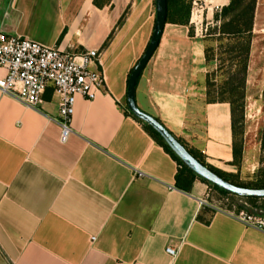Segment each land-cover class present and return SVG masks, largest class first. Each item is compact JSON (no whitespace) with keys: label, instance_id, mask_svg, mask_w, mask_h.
I'll use <instances>...</instances> for the list:
<instances>
[{"label":"crops","instance_id":"crops-1","mask_svg":"<svg viewBox=\"0 0 264 264\" xmlns=\"http://www.w3.org/2000/svg\"><path fill=\"white\" fill-rule=\"evenodd\" d=\"M207 2L214 23L229 0ZM121 10V0H0V32L96 50L104 77L93 101L76 99L65 142L51 88L34 108L0 93V264H264V233L205 212L211 187L200 177L178 190L176 162L129 111L128 79L149 44L155 0L135 2L114 28ZM191 30L165 24L136 82V107L188 153L234 174L231 107L206 101L205 47ZM255 34H264V0L250 60Z\"/></svg>","mask_w":264,"mask_h":264},{"label":"built area","instance_id":"built-area-1","mask_svg":"<svg viewBox=\"0 0 264 264\" xmlns=\"http://www.w3.org/2000/svg\"><path fill=\"white\" fill-rule=\"evenodd\" d=\"M215 10L220 11L218 7ZM0 72L3 73L0 93L28 108L42 103V96L51 88L53 96L58 99L61 142H65L71 133L76 99L93 101L104 87L100 56L96 50L70 52L3 32H0ZM201 206L210 207L206 201H201ZM212 209L227 214L244 227L264 233V216L244 210ZM166 253L175 256L172 248H167Z\"/></svg>","mask_w":264,"mask_h":264},{"label":"trees","instance_id":"trees-1","mask_svg":"<svg viewBox=\"0 0 264 264\" xmlns=\"http://www.w3.org/2000/svg\"><path fill=\"white\" fill-rule=\"evenodd\" d=\"M166 19L165 24H174L179 26H186L190 19V10L192 0H166ZM95 3V1H94ZM97 3V2H96ZM256 8V0H229V4L222 8L215 14L214 24L215 27L207 29V35L214 36L217 34V39L215 41L221 43L223 40L227 41L228 44L224 48L220 47L219 56L216 58L218 64L217 71H223V81L221 83L222 92L221 100H216L212 97L211 91L206 92V101L208 103L215 102H226L231 107V117H232V133H233V165L237 166L241 149L237 146V138L240 135V128L243 118H244V101H245V91H246V78L249 54L252 41V28L253 19ZM122 24L121 21L118 23ZM214 33V34H213ZM111 38V37H110ZM210 47L204 50L205 61L210 64L213 62L212 53ZM217 53V54H218ZM208 54V55H207ZM215 79H209L206 76V86H215ZM137 120V119H136ZM139 121V120H137ZM144 128L150 133L153 139L163 147V149L173 158L178 166L177 174L175 177V187L178 190L189 193L192 186L196 180L200 178L195 175L191 170H189L179 158L170 150L166 143L162 140L160 136L156 134L150 127L144 124ZM263 139H264V127H263ZM192 157H194L200 164L205 166L211 172L216 174L218 177L224 181L246 189H264V175L261 179L248 184H243L235 181V175L224 173L214 167L205 163L204 159L194 151L189 152ZM203 182H206L202 180ZM212 190L217 192L222 197L235 198L236 196L230 195L225 191L219 189L218 187L208 184ZM237 200H243L244 204L236 206V211H246L257 216H264V204L259 205V199L252 198H240ZM262 201V200H261ZM246 206V207H245ZM205 212H209L212 215L215 210L210 207H203ZM223 209V208H222ZM227 209V208H225ZM230 205L227 210H231ZM198 220L204 223H209V220L203 219L201 216Z\"/></svg>","mask_w":264,"mask_h":264},{"label":"rangeland","instance_id":"rangeland-1","mask_svg":"<svg viewBox=\"0 0 264 264\" xmlns=\"http://www.w3.org/2000/svg\"><path fill=\"white\" fill-rule=\"evenodd\" d=\"M137 1L138 0H121L122 12L120 13L119 20L114 25V28L121 26L118 24L119 21L122 23L124 22V19L128 17L130 13V8ZM208 9L209 4L207 0H192L189 23L193 26V30H191L192 35L194 38L201 39V41H203L205 47L204 49L210 47L214 50V52L212 51L214 55L211 57L213 62L210 64L206 63V70L209 79H215V86L207 87L205 83V91L207 92L210 90V95L212 97L216 100H221V92L223 89L221 87V83L223 81L222 74L224 68L222 71H217L219 63L216 58L219 56L218 52L221 49L220 47L224 48L228 42L225 40L221 43L215 41L217 39V34L208 37L206 32L207 29L216 26L211 21L212 18L206 19V17H209L208 15L206 16L207 11H209ZM208 22L212 25L205 28L204 24ZM254 44L253 57L248 61L249 73L245 91L244 118L239 126L240 135L236 141L237 146L241 149V155L236 163L237 166L234 165L235 172L233 174L235 175L234 180L243 184L253 183L261 179L264 175V139L262 134L264 127V34L262 36H257V34H255ZM237 199L238 197L224 198L214 190L210 189L207 202L212 208L217 207L221 209H228L231 205L233 209L238 205L244 204L243 200ZM259 200V205L264 204V199Z\"/></svg>","mask_w":264,"mask_h":264},{"label":"water","instance_id":"water-1","mask_svg":"<svg viewBox=\"0 0 264 264\" xmlns=\"http://www.w3.org/2000/svg\"><path fill=\"white\" fill-rule=\"evenodd\" d=\"M166 9V0H155V23L149 44L142 57L131 71L128 79L126 98L129 111L133 114V116L151 127L162 138L170 150L179 158V160L201 179L236 197L264 199V189L240 188L224 181L211 172L205 166L200 164L194 157H192L160 123L147 114L141 112L136 107L135 85L140 74L158 48L165 27Z\"/></svg>","mask_w":264,"mask_h":264},{"label":"bare ground","instance_id":"bare-ground-1","mask_svg":"<svg viewBox=\"0 0 264 264\" xmlns=\"http://www.w3.org/2000/svg\"><path fill=\"white\" fill-rule=\"evenodd\" d=\"M218 1H219V3H222L224 0H218ZM211 10H212V8L209 9L210 12H211Z\"/></svg>","mask_w":264,"mask_h":264}]
</instances>
